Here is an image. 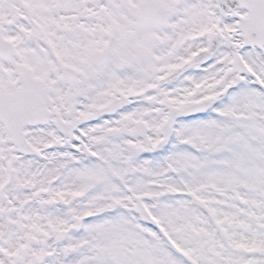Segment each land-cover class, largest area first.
Listing matches in <instances>:
<instances>
[{"label": "snow or ice", "instance_id": "6c2138e0", "mask_svg": "<svg viewBox=\"0 0 264 264\" xmlns=\"http://www.w3.org/2000/svg\"><path fill=\"white\" fill-rule=\"evenodd\" d=\"M0 264H264V0H0Z\"/></svg>", "mask_w": 264, "mask_h": 264}]
</instances>
